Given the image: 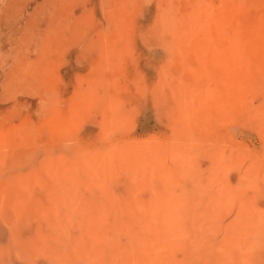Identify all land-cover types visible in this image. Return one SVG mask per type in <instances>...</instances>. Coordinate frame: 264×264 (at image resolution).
<instances>
[{
	"label": "rangeland",
	"instance_id": "374dc122",
	"mask_svg": "<svg viewBox=\"0 0 264 264\" xmlns=\"http://www.w3.org/2000/svg\"><path fill=\"white\" fill-rule=\"evenodd\" d=\"M0 264H264V0H0Z\"/></svg>",
	"mask_w": 264,
	"mask_h": 264
}]
</instances>
